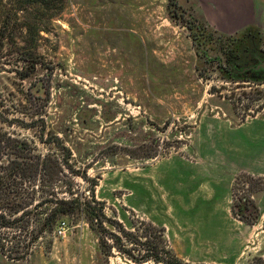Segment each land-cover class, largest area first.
<instances>
[{
    "label": "rangeland",
    "instance_id": "1",
    "mask_svg": "<svg viewBox=\"0 0 264 264\" xmlns=\"http://www.w3.org/2000/svg\"><path fill=\"white\" fill-rule=\"evenodd\" d=\"M2 1L0 115L13 124L0 125L40 154H71L76 173L56 182L55 198L70 200L72 183L84 201L97 184L108 218L128 230L164 227L186 263L264 264V190L253 175L238 173L232 188V215L247 221L190 214V163L264 179V85L235 82L219 64L264 57V8L252 24H210L205 0H177L175 14L169 0ZM24 56L41 63L26 80ZM51 208L34 210L28 228L1 230L0 264H135L107 256L83 212L40 233Z\"/></svg>",
    "mask_w": 264,
    "mask_h": 264
},
{
    "label": "trees",
    "instance_id": "2",
    "mask_svg": "<svg viewBox=\"0 0 264 264\" xmlns=\"http://www.w3.org/2000/svg\"><path fill=\"white\" fill-rule=\"evenodd\" d=\"M169 9L173 8L174 14L181 11V6L177 0H169ZM3 3L0 0V5ZM189 30L193 28L187 24ZM7 26L2 25V29ZM1 31V30H0ZM196 40V36H193ZM255 45V44H254ZM24 58L23 61L29 62L26 72L21 74V79H28L41 65L34 57ZM250 65L235 66L224 68L228 72V77L235 82L254 83L255 85H264V57L257 52L249 55ZM0 123L12 125L13 120L9 121L0 115ZM53 143L61 151L66 148L59 142ZM71 154L60 158L55 154H40L32 148L26 141L13 137L0 125V232L10 228L18 223H25L23 228H28L31 223V215L34 210H38L47 205H51L50 212L46 214L39 231L45 233L58 222L61 216L72 215L77 212H83L90 226L99 236L102 251L111 256L116 250L124 258L135 264H190L182 261L171 248L164 227L155 226L152 223L140 222L133 226V230H128L122 224L111 220L106 216L105 204L97 202L95 199V187L90 189L91 198L82 201L79 195L75 193L73 184L69 183L70 200L56 199V182L61 181L69 172L76 173L70 164ZM80 175V174H78ZM88 182L86 176H82ZM250 183H262L256 191L264 190V179L246 176ZM239 180H237L238 182ZM47 186L53 188L47 190ZM236 187V186H235ZM234 187V190H235ZM245 200L244 209L249 208L247 198H238V201ZM238 204L236 203V206ZM234 217L241 221H247L244 215H240L233 210ZM106 223L114 226L116 230H107ZM2 243V242H1ZM0 243V249L3 246ZM28 253L18 252L17 260H23Z\"/></svg>",
    "mask_w": 264,
    "mask_h": 264
},
{
    "label": "crops",
    "instance_id": "3",
    "mask_svg": "<svg viewBox=\"0 0 264 264\" xmlns=\"http://www.w3.org/2000/svg\"><path fill=\"white\" fill-rule=\"evenodd\" d=\"M205 1L211 10L206 18L210 24H225L227 21L238 23L239 19H244L243 22L248 20L250 23L247 24H252L257 17L258 10L264 8L263 0ZM240 172L261 176L242 166L235 168L222 163H190V214L205 218L209 224L215 223L216 225L223 218L234 219L232 188L235 177Z\"/></svg>",
    "mask_w": 264,
    "mask_h": 264
},
{
    "label": "built area",
    "instance_id": "4",
    "mask_svg": "<svg viewBox=\"0 0 264 264\" xmlns=\"http://www.w3.org/2000/svg\"><path fill=\"white\" fill-rule=\"evenodd\" d=\"M65 226L66 224L63 223L62 226L59 227V235H63Z\"/></svg>",
    "mask_w": 264,
    "mask_h": 264
}]
</instances>
